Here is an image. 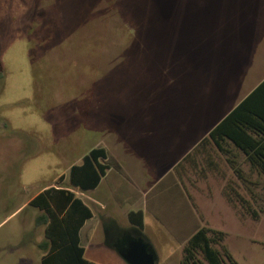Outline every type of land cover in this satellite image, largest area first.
<instances>
[{
	"label": "rangeland",
	"instance_id": "rangeland-1",
	"mask_svg": "<svg viewBox=\"0 0 264 264\" xmlns=\"http://www.w3.org/2000/svg\"><path fill=\"white\" fill-rule=\"evenodd\" d=\"M244 1L0 0V264H41L38 210L26 202L66 182L107 129L124 118L162 131L216 118L224 12H240ZM122 8L128 28L114 31ZM183 164L199 211L226 233L237 264H264V178L196 185ZM219 182L239 184L255 219L227 204ZM157 237L153 264H179L184 243L161 230Z\"/></svg>",
	"mask_w": 264,
	"mask_h": 264
},
{
	"label": "crops",
	"instance_id": "crops-1",
	"mask_svg": "<svg viewBox=\"0 0 264 264\" xmlns=\"http://www.w3.org/2000/svg\"><path fill=\"white\" fill-rule=\"evenodd\" d=\"M242 4L240 12H224L221 74L225 88L220 98L223 110L215 119L210 113L205 125L203 119L162 131L159 122L136 127L130 124L134 121L124 118V124L107 129L103 139L89 149L99 150L92 160L84 161L89 151L82 156L66 182L62 176L60 183L40 189L27 200L30 204L48 188L73 193L62 209L46 195H40L38 206H33L38 210L34 230L42 232L37 242L42 250L41 264H78L77 249L89 264H128L124 259L128 244L138 240L146 244L154 260L160 230L185 243L199 227H211L194 201L196 186L191 192L184 182L183 166H178L190 152L187 163L196 185L209 176L221 180L264 178L258 168L250 166V151L245 153L228 135L238 139L242 134L239 123L247 126L255 140L263 133L257 126L264 129V122L257 117L264 114V0ZM236 107L235 121L223 124L214 139L196 151L200 141ZM146 121L151 119L142 120L143 124ZM252 157L259 160L256 153ZM246 164L250 175L245 174ZM226 184L219 182L221 196ZM231 187L239 193L238 183Z\"/></svg>",
	"mask_w": 264,
	"mask_h": 264
},
{
	"label": "trees",
	"instance_id": "trees-1",
	"mask_svg": "<svg viewBox=\"0 0 264 264\" xmlns=\"http://www.w3.org/2000/svg\"><path fill=\"white\" fill-rule=\"evenodd\" d=\"M138 4V0H135ZM136 4V5H137ZM122 13L123 8H122ZM124 21L122 22H114L113 30H121V28H128V15L124 13ZM121 15V14H120ZM125 26V27H124ZM125 28V29H126ZM113 33V31H112ZM236 107L231 113H229L226 117H224L221 122L209 133L208 136L204 137L198 146L195 148L197 151L198 147L205 145L210 139H214L215 133L223 126V124L232 123L233 113L237 111ZM257 117L260 121L264 122V114H257ZM235 121V120H234ZM239 132L242 134L238 136V139L235 136L228 134L232 139H234L236 145H238L241 149L245 151V153H249L250 166H254L258 168L264 174V129L257 126L263 133L260 139L255 140L249 133L246 131L247 126H243V124L239 123ZM199 149V148H198ZM99 150L96 148L91 149L89 153L84 157V161L92 160L95 155H97ZM259 155V160H255L252 157V154ZM192 157L191 152L186 154L182 161L178 164V166H183L184 162H188ZM177 167V166H176ZM75 168V166H74ZM90 179H92V175H89ZM59 193L60 196H56L53 194ZM41 196H47V198L54 204L58 209H62L70 200L73 198V193L66 191L64 189H54L48 188L44 190ZM39 195V196H40ZM223 195L226 200L231 205L239 204L243 209L245 208L247 213L252 216L253 219L256 217V212L251 207L245 206V200L243 197L235 190L232 189L231 186L224 188ZM39 196L31 200L30 205L37 207V199ZM40 196V197H41ZM226 233L222 230L214 229L209 226L203 225L199 227L184 243L182 247V257L179 264H237V262L233 259L232 255L224 246V239ZM77 258L75 261H78V264H89L86 260H83L81 256V250L76 251ZM43 262V261H42Z\"/></svg>",
	"mask_w": 264,
	"mask_h": 264
},
{
	"label": "water",
	"instance_id": "water-1",
	"mask_svg": "<svg viewBox=\"0 0 264 264\" xmlns=\"http://www.w3.org/2000/svg\"><path fill=\"white\" fill-rule=\"evenodd\" d=\"M125 261L128 264H152L153 259L147 249L145 243L133 241L128 244V250L124 256Z\"/></svg>",
	"mask_w": 264,
	"mask_h": 264
}]
</instances>
